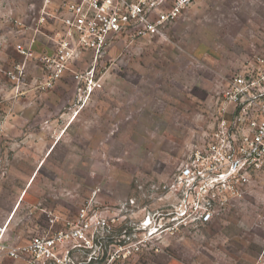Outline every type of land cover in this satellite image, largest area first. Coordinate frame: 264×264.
<instances>
[{
  "label": "rangeland",
  "instance_id": "rangeland-1",
  "mask_svg": "<svg viewBox=\"0 0 264 264\" xmlns=\"http://www.w3.org/2000/svg\"><path fill=\"white\" fill-rule=\"evenodd\" d=\"M1 2L4 31L42 6ZM253 54L264 55V0H190L158 33L121 32L57 79L29 65L28 91L0 100V235L56 241L50 259L0 254V264H264V169L205 192L206 221L179 214L195 192L170 188L214 127L223 79Z\"/></svg>",
  "mask_w": 264,
  "mask_h": 264
},
{
  "label": "built area",
  "instance_id": "built-area-1",
  "mask_svg": "<svg viewBox=\"0 0 264 264\" xmlns=\"http://www.w3.org/2000/svg\"><path fill=\"white\" fill-rule=\"evenodd\" d=\"M162 1L42 0L35 17L30 14L33 5L28 6L21 20L11 18L7 31L0 28V100L28 91L29 65L38 66L43 78L57 79L83 53L100 54L121 32L129 30L137 37L158 33L164 21L174 18L190 2L175 0L168 12H161L158 7ZM47 25L50 33L44 31ZM73 73L76 79L81 77ZM87 76L86 87L91 91L92 69ZM217 94L214 127L199 136L170 185L171 189L190 190L182 192L184 198L195 192L198 201L191 206L181 204L179 214L185 216L193 210L195 219L203 221L213 214L212 200L206 194V199L200 200L205 192L218 184L229 186L240 173L264 169V55L248 57L237 72L223 79ZM79 215L84 218L85 209ZM74 234H81L79 228ZM1 237L0 254L8 258L30 254L47 260L53 256L55 237L36 235L23 245H5Z\"/></svg>",
  "mask_w": 264,
  "mask_h": 264
},
{
  "label": "crops",
  "instance_id": "crops-1",
  "mask_svg": "<svg viewBox=\"0 0 264 264\" xmlns=\"http://www.w3.org/2000/svg\"><path fill=\"white\" fill-rule=\"evenodd\" d=\"M0 4L2 5L1 0H0ZM1 5H0V6H1ZM14 6H15V5L12 4V7H11L12 9H10V10L12 11L11 13H14L13 11H15V9H16ZM26 8H27V7H26ZM2 12L6 13V9L3 8V7H0V13H2ZM1 23H2V22H0V25H1Z\"/></svg>",
  "mask_w": 264,
  "mask_h": 264
}]
</instances>
